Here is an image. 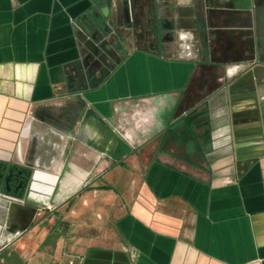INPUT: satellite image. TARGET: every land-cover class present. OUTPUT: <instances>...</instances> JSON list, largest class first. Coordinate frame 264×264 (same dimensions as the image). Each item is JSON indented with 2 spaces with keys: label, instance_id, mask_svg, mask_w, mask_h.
<instances>
[{
  "label": "crops",
  "instance_id": "0c3cea01",
  "mask_svg": "<svg viewBox=\"0 0 264 264\" xmlns=\"http://www.w3.org/2000/svg\"><path fill=\"white\" fill-rule=\"evenodd\" d=\"M0 264H264V0H0Z\"/></svg>",
  "mask_w": 264,
  "mask_h": 264
}]
</instances>
